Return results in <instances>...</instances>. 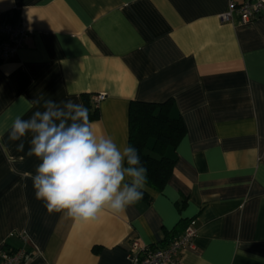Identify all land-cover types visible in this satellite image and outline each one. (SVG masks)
Masks as SVG:
<instances>
[{
    "label": "crops",
    "instance_id": "0c3cea01",
    "mask_svg": "<svg viewBox=\"0 0 264 264\" xmlns=\"http://www.w3.org/2000/svg\"><path fill=\"white\" fill-rule=\"evenodd\" d=\"M229 1L0 0L29 31L0 63V250L24 246L28 264H130L132 239L165 245L194 220L184 264H264V9L221 21ZM169 98L185 133L149 203L82 222L35 198L31 137L23 152L8 139L17 116L72 99L124 145L129 103Z\"/></svg>",
    "mask_w": 264,
    "mask_h": 264
},
{
    "label": "clouds",
    "instance_id": "9594fccd",
    "mask_svg": "<svg viewBox=\"0 0 264 264\" xmlns=\"http://www.w3.org/2000/svg\"><path fill=\"white\" fill-rule=\"evenodd\" d=\"M43 109L17 116L8 139L21 141L23 152V138L31 137L26 155L40 161L31 176L35 198L49 214L90 221L105 210L122 214L143 198L148 175L137 148L97 135L82 102L45 100Z\"/></svg>",
    "mask_w": 264,
    "mask_h": 264
},
{
    "label": "built area",
    "instance_id": "2783aa9c",
    "mask_svg": "<svg viewBox=\"0 0 264 264\" xmlns=\"http://www.w3.org/2000/svg\"><path fill=\"white\" fill-rule=\"evenodd\" d=\"M264 9V0H241L228 2L227 10L220 14L221 21L236 18L238 22L245 23L258 17ZM28 30L15 18L0 13V63L13 56L24 44ZM104 98L103 93L91 97L97 106ZM196 234L194 220H189L182 232L173 237L167 244L153 246L132 239L127 251L130 264H184L180 260V252L191 245ZM23 243L24 236H20ZM27 251L24 246L14 247L5 245L0 250V264H28Z\"/></svg>",
    "mask_w": 264,
    "mask_h": 264
},
{
    "label": "trees",
    "instance_id": "16d2710c",
    "mask_svg": "<svg viewBox=\"0 0 264 264\" xmlns=\"http://www.w3.org/2000/svg\"><path fill=\"white\" fill-rule=\"evenodd\" d=\"M15 16L14 14L13 17ZM127 126V144L138 149L142 164L147 168L146 188L151 192L161 191L172 175L177 160L176 145L185 133L184 123L174 100L131 101ZM142 199L149 203L152 198L144 190Z\"/></svg>",
    "mask_w": 264,
    "mask_h": 264
}]
</instances>
